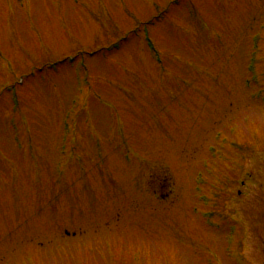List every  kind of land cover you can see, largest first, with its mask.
Masks as SVG:
<instances>
[{"label": "rangeland", "instance_id": "rangeland-1", "mask_svg": "<svg viewBox=\"0 0 264 264\" xmlns=\"http://www.w3.org/2000/svg\"><path fill=\"white\" fill-rule=\"evenodd\" d=\"M0 264H264V0H0Z\"/></svg>", "mask_w": 264, "mask_h": 264}]
</instances>
